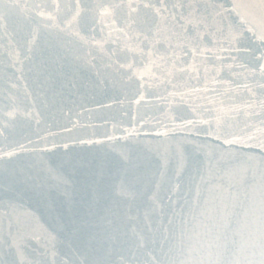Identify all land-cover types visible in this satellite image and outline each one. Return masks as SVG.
Returning a JSON list of instances; mask_svg holds the SVG:
<instances>
[{
	"label": "water",
	"instance_id": "obj_1",
	"mask_svg": "<svg viewBox=\"0 0 264 264\" xmlns=\"http://www.w3.org/2000/svg\"><path fill=\"white\" fill-rule=\"evenodd\" d=\"M262 37L264 0H0V264H264Z\"/></svg>",
	"mask_w": 264,
	"mask_h": 264
},
{
	"label": "snow or ice",
	"instance_id": "obj_2",
	"mask_svg": "<svg viewBox=\"0 0 264 264\" xmlns=\"http://www.w3.org/2000/svg\"><path fill=\"white\" fill-rule=\"evenodd\" d=\"M262 39H264V37H262ZM13 154H14V153H9L8 155L11 156V155H13Z\"/></svg>",
	"mask_w": 264,
	"mask_h": 264
}]
</instances>
